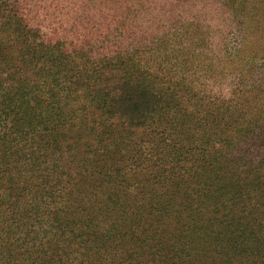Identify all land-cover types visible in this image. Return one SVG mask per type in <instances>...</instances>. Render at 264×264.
<instances>
[{
	"label": "trees",
	"instance_id": "obj_1",
	"mask_svg": "<svg viewBox=\"0 0 264 264\" xmlns=\"http://www.w3.org/2000/svg\"><path fill=\"white\" fill-rule=\"evenodd\" d=\"M0 264H264V0H0Z\"/></svg>",
	"mask_w": 264,
	"mask_h": 264
}]
</instances>
